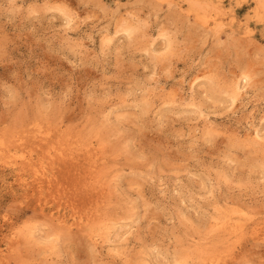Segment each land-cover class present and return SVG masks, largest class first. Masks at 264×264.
I'll return each instance as SVG.
<instances>
[{"label":"rangeland","instance_id":"1","mask_svg":"<svg viewBox=\"0 0 264 264\" xmlns=\"http://www.w3.org/2000/svg\"><path fill=\"white\" fill-rule=\"evenodd\" d=\"M0 148V264H264V1L0 0Z\"/></svg>","mask_w":264,"mask_h":264},{"label":"bare ground","instance_id":"2","mask_svg":"<svg viewBox=\"0 0 264 264\" xmlns=\"http://www.w3.org/2000/svg\"><path fill=\"white\" fill-rule=\"evenodd\" d=\"M264 1V0H263ZM217 5V4H216ZM129 31V30H128ZM250 76L249 75H244L243 76V78H242V80H245L246 82H249L250 81ZM245 82V83H246ZM238 85V84H237ZM248 85V84H247ZM245 86V85H244ZM238 87V86H237ZM243 89H245V87H242ZM257 139H263V136L258 132L257 134H256V136H255ZM21 141V140H20ZM3 148V147H2ZM1 149V148H0ZM3 156V158L4 157H6V155L4 156V154L2 155ZM9 156H11V155H9ZM9 156H7V158L9 157ZM14 157V156H13ZM17 157V156H16ZM2 158V159H3ZM12 158V157H11ZM15 158V157H14ZM23 158V157H22ZM16 159V158H15ZM18 159V158H17ZM34 168V167H33ZM244 227V226H243ZM49 238V237H48Z\"/></svg>","mask_w":264,"mask_h":264}]
</instances>
